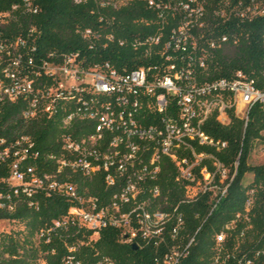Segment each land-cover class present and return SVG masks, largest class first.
<instances>
[{"label": "built area", "instance_id": "2783aa9c", "mask_svg": "<svg viewBox=\"0 0 264 264\" xmlns=\"http://www.w3.org/2000/svg\"><path fill=\"white\" fill-rule=\"evenodd\" d=\"M92 1L96 7L118 10L137 0ZM142 3L151 16L140 22L153 30L135 38L131 47L136 59L151 64L133 70L109 61L85 65L77 51L40 52L31 39L37 32L34 25L11 33L9 26L19 13L37 14L33 0H20L0 12V167L6 170L0 177L5 188L0 191V212L12 215L24 207L38 211L42 200L51 198L69 205L65 215L38 228L31 240L36 245L50 243L52 235L69 224L89 230L91 239L114 228L124 243L163 250L161 264H181L196 244L199 228L191 236L181 235L184 216L179 205L207 195L210 214L226 194L232 180L227 169L212 162L214 170L209 171L201 162L206 156L196 154L192 142L215 145L202 132L213 113L226 125L231 111L246 125L253 106H264V88L240 72L232 80L197 81L196 70L205 68V56L220 46L204 39L203 0ZM228 10L248 20L264 14V7L255 4ZM214 13L224 16L225 10ZM80 37L91 48L98 36L85 29ZM105 39L113 40L110 35ZM6 106L15 111L4 119ZM49 119L58 122L60 131L54 149L47 152L39 148L30 128L32 122ZM163 158L175 167L174 180L182 190L177 204L162 195L158 184ZM99 176L97 194L93 190ZM252 204L250 197L244 213L215 234L207 264H254L255 256L237 255L238 240L226 246L239 220L251 228ZM0 225V238L26 228L11 218L0 219ZM64 264L80 263L66 257ZM97 264L113 263L103 259Z\"/></svg>", "mask_w": 264, "mask_h": 264}, {"label": "trees", "instance_id": "16d2710c", "mask_svg": "<svg viewBox=\"0 0 264 264\" xmlns=\"http://www.w3.org/2000/svg\"><path fill=\"white\" fill-rule=\"evenodd\" d=\"M203 1L206 8L204 39L220 46L205 56V68L196 70L197 81L232 80L240 72L243 78L252 79L258 88H264V14H255L248 20L230 15L228 10L233 6L241 9L249 4L264 7V0ZM17 3L20 0H0V12ZM33 3L38 9L37 14L19 13L18 20L9 29L16 34L34 25L37 32L31 39L38 51H77L85 65L109 61L115 67L124 66L127 70L143 63L147 66L151 64V61L136 59L137 53L131 47L135 38L153 30L140 22L151 16L142 0L118 10L96 7L92 0L81 4H74L73 0H33ZM216 9L225 10V15H214ZM85 29H91L98 36L91 48L80 37ZM107 35L113 40L107 41ZM222 37H226L225 42H222ZM14 111L15 107L6 106L3 118L6 119ZM30 129L40 149L47 152L54 149V140L60 131L57 121L49 119L43 124L35 121ZM202 132L215 145L200 146L192 142L194 152L206 156L201 162L211 172L214 170L212 162L222 164L232 180L227 181L226 194L210 214L207 195L194 203L179 205L178 209L184 216L181 235L191 236L199 228L195 236L196 244L181 264H207L215 234L236 214L244 213L245 202L250 197L253 201L248 212L251 228L246 229L244 222L239 220L236 228L228 233L226 246L232 247L238 240V256L252 259L255 256L254 264H264V164L251 165L248 162L255 145L264 140V106H253L246 125L231 111L226 125L220 124L213 113L204 122ZM223 143L225 147L221 148ZM161 162L158 184L162 195L177 204L182 198V190L174 180L175 167L168 158H163ZM5 175L6 170L0 167V177ZM248 175L249 179L245 181ZM99 179L100 176L95 181L96 190H93L97 194L101 190ZM4 189L0 185V191ZM68 207L65 200L51 198L42 200L38 211L24 207L12 215L0 212V219H19L26 226L23 230L17 229L1 236L0 264H40L41 261L45 264H64L66 257L74 258L80 264H97L103 259L113 264H161L163 250H157L151 244H138L137 250H133L131 244L121 241L120 232L114 228L103 229L97 238L91 239L89 230L69 224L57 230L50 243L34 244L31 240L38 228L65 215ZM241 231H244L243 236H240Z\"/></svg>", "mask_w": 264, "mask_h": 264}, {"label": "rangeland", "instance_id": "374dc122", "mask_svg": "<svg viewBox=\"0 0 264 264\" xmlns=\"http://www.w3.org/2000/svg\"><path fill=\"white\" fill-rule=\"evenodd\" d=\"M248 162L251 165L264 164V140L262 143H258L255 145L254 149L251 151L248 157ZM248 179L249 175L246 177L245 181H247Z\"/></svg>", "mask_w": 264, "mask_h": 264}, {"label": "water", "instance_id": "95a60500", "mask_svg": "<svg viewBox=\"0 0 264 264\" xmlns=\"http://www.w3.org/2000/svg\"><path fill=\"white\" fill-rule=\"evenodd\" d=\"M131 247L133 250H137V248H138L136 244H132Z\"/></svg>", "mask_w": 264, "mask_h": 264}]
</instances>
